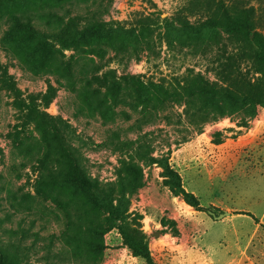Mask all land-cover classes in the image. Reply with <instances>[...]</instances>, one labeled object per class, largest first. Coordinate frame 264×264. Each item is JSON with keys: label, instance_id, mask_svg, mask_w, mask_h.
<instances>
[{"label": "rangeland", "instance_id": "374dc122", "mask_svg": "<svg viewBox=\"0 0 264 264\" xmlns=\"http://www.w3.org/2000/svg\"><path fill=\"white\" fill-rule=\"evenodd\" d=\"M233 1L256 8L258 30L264 34V0H227ZM186 2L5 0L0 13V242L9 240L10 231L16 233L11 238L23 251L16 252L23 264H45V259L52 264H93L92 252L65 236L81 222L77 202L84 197L82 190L65 184L51 193L38 185L44 166L55 156L21 102L28 104L29 95L46 93L50 87L56 97L46 111L72 127V146L81 152L89 177L114 183L124 162L142 168L144 186L124 197L123 209L128 222H139L157 264H264V105L257 104L250 118L245 110L251 107L240 100V110L205 124L201 132L190 125L179 105L165 111L151 108L152 117L144 123L140 84L173 83L190 68L204 73L209 69L208 76L218 81V64H230L227 69L234 78H221L223 84H234L243 97L249 82L248 94L264 98V76L241 49L246 45L220 28L197 32L173 21ZM23 12L48 36L44 40L51 48L63 50L65 57L57 53L56 61H46L43 52L30 49L35 47L27 32L9 30L14 14ZM95 14L109 24V33L82 45L86 53L75 50L76 45L63 49L64 43L50 38L60 21L63 27L72 18ZM140 16L156 20L149 41L154 52L128 60L106 42L132 41V33L125 32L132 31ZM192 21L199 23L198 17ZM71 55L78 64L71 77H64L56 64ZM110 70L116 72L117 87L106 97L108 109L98 108L93 93L98 83L92 76ZM109 80H104L102 93ZM116 90L117 99L112 93ZM170 170L180 176L181 187L197 197L200 208L182 196ZM224 212L229 215L218 220ZM104 244L99 264H145L133 256L117 229L104 235Z\"/></svg>", "mask_w": 264, "mask_h": 264}, {"label": "trees", "instance_id": "16d2710c", "mask_svg": "<svg viewBox=\"0 0 264 264\" xmlns=\"http://www.w3.org/2000/svg\"><path fill=\"white\" fill-rule=\"evenodd\" d=\"M4 3L5 0H0V13L4 12ZM255 15L256 8L254 6H239L236 1L228 3L227 0H187L177 10L173 21L181 27L190 28L197 32L204 28H220L234 40L248 47L241 49L246 57L252 61L257 72L264 76V34L258 30ZM196 17H198L199 22L197 25L192 21V18ZM32 19V17L26 16L25 12L14 14L9 22V30L27 32V37L31 38L33 47H35L30 49L32 52H43L46 61H56L54 54L57 53L61 57H65L63 50L51 48V44L44 40L48 36L40 33ZM155 21L150 16H140L132 24V31H124L125 34L132 33L134 38L132 41L127 38L125 41L113 42L108 40L106 43L113 47L111 49L118 55H124L128 60L137 59L144 52L153 53L154 48H150L149 41L153 34V25H156ZM61 23L63 22L60 21L54 28L55 32L50 35V38L60 40L61 44L64 43L63 49H72L76 45L75 50L81 53L87 52L82 45L89 44L91 39L97 42L101 36L109 33V24L97 14L90 17L72 18L63 27H60ZM126 41L131 43L127 44ZM131 44L135 45L134 48L127 46ZM75 64H78L77 59L75 60V56L71 55L68 61L58 59L56 69L64 77H71L74 73ZM229 65L227 64V66ZM227 66L224 62L218 64L219 68L216 70L218 81L216 78L212 80L208 76L209 69H206V73H204L203 71H196L195 68H190L182 77H174L173 83H155L152 80L148 83H139L144 90V98L141 102L144 110V123L150 121L149 117H152L151 110L153 108L158 107L165 111L168 106L179 105L184 106L183 115L190 125L197 132H201L205 124L240 110L243 107L238 103L240 100L251 107L245 112L248 117H253L254 107L257 104L264 105V98L258 100L248 94L250 92L247 86L250 85L249 82L246 83L243 91L246 95L243 97L239 94L241 91L233 86L234 84L224 85L221 78L224 81L234 78L232 76L234 74L227 69ZM115 73L114 70H110L102 76H97L95 73L92 76L93 81L98 83V87L93 89V93L98 97V108L108 109L105 100L107 95L117 87ZM129 78L134 80L138 77L129 76ZM106 79H110L111 84L109 82L104 84L106 91L102 93V84ZM15 92L20 95L16 88ZM112 93L116 99L120 96L117 90ZM55 97L56 91L50 87L46 93L29 95V103L26 104L22 100L21 106L28 110V116L42 129L43 139L48 150L51 155L55 156L53 161H55L56 166H53V161L44 166L43 179L38 185L45 186L53 193L54 187L58 185L75 184L83 192L84 197H80L77 202L78 216L81 217V222L76 224V229H69L65 236L74 240L76 247L81 246L87 251H91L93 264H99L105 249L104 235L112 229H117L133 256L142 259L145 264H157L139 222L137 220L128 222L126 210L123 209L124 197L137 192L144 186L142 168L136 162H124L119 180L114 183L103 184L89 177L82 166L81 152L72 146V127L62 117L54 116L46 111ZM38 99L40 103H37ZM153 100L154 103H152ZM149 160L150 162L156 161L152 158ZM169 175L176 179L177 188L186 201L200 208L197 197L181 187L180 176L173 170H170ZM201 210L205 209L201 208ZM243 214L253 217L247 212ZM1 226L0 220V229ZM10 235H16V233L10 231ZM11 236L6 243L0 242V264H23L24 258L16 253H23V251L16 243L12 242ZM44 262L45 264L53 263L50 259H45Z\"/></svg>", "mask_w": 264, "mask_h": 264}, {"label": "water", "instance_id": "95a60500", "mask_svg": "<svg viewBox=\"0 0 264 264\" xmlns=\"http://www.w3.org/2000/svg\"><path fill=\"white\" fill-rule=\"evenodd\" d=\"M228 215H229V213L224 212V213L219 214V216H216V218H217L218 220H220V219H222V218H224L225 216H228Z\"/></svg>", "mask_w": 264, "mask_h": 264}]
</instances>
